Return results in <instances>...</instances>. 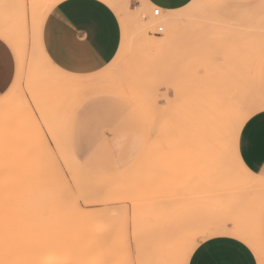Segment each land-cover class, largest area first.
<instances>
[{"label":"rangeland","instance_id":"rangeland-1","mask_svg":"<svg viewBox=\"0 0 264 264\" xmlns=\"http://www.w3.org/2000/svg\"><path fill=\"white\" fill-rule=\"evenodd\" d=\"M52 1L0 0V26L22 32L30 71L0 96L11 237L34 255L56 245L73 264H152L154 252L179 264L196 237L233 228L264 264V177L244 167L233 135L242 109L264 106L261 1L154 16L141 0H106L123 41L104 73L81 78L100 81L78 88L53 83L37 52L33 29ZM15 98L26 103L14 109Z\"/></svg>","mask_w":264,"mask_h":264},{"label":"crops","instance_id":"crops-1","mask_svg":"<svg viewBox=\"0 0 264 264\" xmlns=\"http://www.w3.org/2000/svg\"><path fill=\"white\" fill-rule=\"evenodd\" d=\"M141 1L146 6L171 11L196 0ZM49 5L44 10L39 24L37 23L39 28L33 34L35 35L33 38L42 63L50 68V71L55 72L52 75V82L61 81L66 85L76 82L72 86L68 85L72 88L99 82L98 76L88 80L81 78L93 77L95 73L96 75L104 73L101 70L109 67L117 56L124 37L117 12L106 0H54ZM0 50L7 53L3 65V79L0 80V87H4L5 84L7 87L4 88L1 96L13 88L24 71L25 73L30 71L27 70L29 61L25 59L26 67L22 72L21 54L14 43L2 32H0ZM34 61L37 63L36 58ZM89 111L88 105L78 112L75 110L70 123V129L72 128L74 134L72 136L71 132L69 133L70 142H76L75 130L78 117L86 118ZM237 152L242 164L250 173L264 177V122L257 120L243 132H239ZM225 240V237L218 235L202 242L204 246L193 257V264H225V262L227 264H259L252 248L251 254L245 255L234 249L231 244L225 243Z\"/></svg>","mask_w":264,"mask_h":264},{"label":"bare ground","instance_id":"bare-ground-1","mask_svg":"<svg viewBox=\"0 0 264 264\" xmlns=\"http://www.w3.org/2000/svg\"><path fill=\"white\" fill-rule=\"evenodd\" d=\"M192 2H194V1H192ZM192 2L190 3V5H188V6H190L188 8L192 9ZM205 11L204 10L200 11L197 17L198 18H202L204 16L207 17L209 10H208L207 14ZM189 12H190L189 9H185V10H183L182 13L183 14H190ZM210 15L211 14H209L208 18L214 19ZM38 28H39V26H36L33 29V31H34L33 34H35L37 32ZM0 32H2L4 35H6L14 43V45L16 46L18 51L20 52L21 59H22V72H23L25 69V56L24 55L26 54V53L24 54L23 50L26 49L25 48L26 46H24L26 44L21 43L22 47H21V45H19L20 44L19 41L23 40L21 38L22 32H20L19 29H17V28H5L2 26H0ZM18 37H19V39H18ZM32 57H33L34 68L37 69L38 66L36 65V63L34 61V55L33 56L31 55L30 60H32ZM68 82L69 81H67V83ZM74 83L76 84V82H70L71 85L70 84H68V85L72 86V84H74ZM77 85H79V83ZM21 103H26V101H22L19 98H15L13 100V103L10 106L15 109ZM5 107H6L5 104H0V112L4 111ZM28 108L30 110L31 105H29ZM68 155L77 164H79L74 159V157L70 154V152H68ZM4 166H6V165L0 164V168H3ZM229 230L236 232V233H239L241 235H246V233H244L241 230H235L233 228H231ZM24 239H25L24 237L12 238L11 235L9 234V231H8V175L6 174L5 171L0 170V264H73L71 261L72 260L71 257L66 255V253L59 254L61 252L57 251L56 245L51 246L50 247L51 250L49 249L46 252H44V251L39 252L38 251L37 254H35V255L29 254L28 251L25 249ZM63 247H64V250L66 251V248L68 247V245L65 244V245H63ZM254 250L257 253H261L260 249L257 247H255ZM154 255L158 256V257H157V260L155 259L154 263H152V264H171L172 255L170 254V252H168V253L167 252H161V253L154 252ZM81 259H83L86 264L89 260V258H87V256H84V255L79 256L80 261H81ZM77 264H79V263H77Z\"/></svg>","mask_w":264,"mask_h":264},{"label":"snow or ice","instance_id":"snow-or-ice-1","mask_svg":"<svg viewBox=\"0 0 264 264\" xmlns=\"http://www.w3.org/2000/svg\"><path fill=\"white\" fill-rule=\"evenodd\" d=\"M261 6H264V0H261ZM228 7H240V5H229ZM6 56V51L0 50V80L3 79V65ZM6 87V84L4 87H0V94L4 92V88ZM257 120L264 122V106L259 109H242V118L235 123L233 135L235 136L238 132H243L246 127ZM216 235H222L225 237L226 240L224 242L231 244L232 247L239 250V252L245 255L251 254V245L248 237L226 228L220 232L205 233L203 236L196 237L186 248L183 253V258L180 260L179 264H193V257L200 250V248L204 246L202 242H206L210 237H214ZM225 264H227V262H225Z\"/></svg>","mask_w":264,"mask_h":264},{"label":"built area","instance_id":"built-area-1","mask_svg":"<svg viewBox=\"0 0 264 264\" xmlns=\"http://www.w3.org/2000/svg\"><path fill=\"white\" fill-rule=\"evenodd\" d=\"M160 14V8H155V9H153V15L154 16H158ZM160 30H161V28H159Z\"/></svg>","mask_w":264,"mask_h":264}]
</instances>
